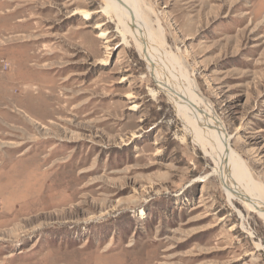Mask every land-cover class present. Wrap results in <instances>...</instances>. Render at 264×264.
<instances>
[{
	"label": "rangeland",
	"instance_id": "obj_1",
	"mask_svg": "<svg viewBox=\"0 0 264 264\" xmlns=\"http://www.w3.org/2000/svg\"><path fill=\"white\" fill-rule=\"evenodd\" d=\"M104 4L0 0V264H264L262 218ZM141 8L264 188V0Z\"/></svg>",
	"mask_w": 264,
	"mask_h": 264
},
{
	"label": "bare ground",
	"instance_id": "obj_2",
	"mask_svg": "<svg viewBox=\"0 0 264 264\" xmlns=\"http://www.w3.org/2000/svg\"><path fill=\"white\" fill-rule=\"evenodd\" d=\"M141 2L143 0H104L102 10L114 15L122 39L126 40L128 34L138 53L152 68L178 113L184 132L212 159L214 171L223 179L224 183L220 179L221 185L255 210L264 222V188L252 179L242 160L228 147V134L211 115L192 78L186 73L178 74L176 67H181L178 56L164 48V31L158 17L154 22L150 20V13L141 8Z\"/></svg>",
	"mask_w": 264,
	"mask_h": 264
},
{
	"label": "water",
	"instance_id": "obj_3",
	"mask_svg": "<svg viewBox=\"0 0 264 264\" xmlns=\"http://www.w3.org/2000/svg\"><path fill=\"white\" fill-rule=\"evenodd\" d=\"M147 64V63H146ZM148 66V65H147ZM148 69H149V72L150 74L153 76V70L151 67L148 66ZM221 181L223 180L221 177H220ZM223 182V181H222ZM224 183V182H223Z\"/></svg>",
	"mask_w": 264,
	"mask_h": 264
}]
</instances>
